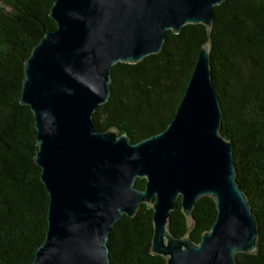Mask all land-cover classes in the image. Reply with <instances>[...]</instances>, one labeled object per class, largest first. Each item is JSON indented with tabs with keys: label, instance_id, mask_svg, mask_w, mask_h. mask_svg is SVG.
Segmentation results:
<instances>
[{
	"label": "water",
	"instance_id": "obj_1",
	"mask_svg": "<svg viewBox=\"0 0 264 264\" xmlns=\"http://www.w3.org/2000/svg\"><path fill=\"white\" fill-rule=\"evenodd\" d=\"M225 0H55L56 29L23 67L20 104L32 113L35 165L48 195L46 232L31 264H110L112 226L152 210L150 253L165 264H237L255 255L258 224L237 183L233 146L220 133L222 112L211 80L210 41L199 49L167 128L138 143L96 130L93 113L109 98L111 68L161 52L165 34L186 25L209 31ZM145 180L144 189L134 187ZM208 197L216 217L194 243L168 228L177 200L187 229Z\"/></svg>",
	"mask_w": 264,
	"mask_h": 264
},
{
	"label": "trees",
	"instance_id": "obj_2",
	"mask_svg": "<svg viewBox=\"0 0 264 264\" xmlns=\"http://www.w3.org/2000/svg\"><path fill=\"white\" fill-rule=\"evenodd\" d=\"M55 0H0V264H31L46 232L48 195L34 163V120L20 104L24 63L34 46L56 29L49 17ZM214 21L167 31L161 52L137 64L111 68L108 101L93 113L97 131L115 129L138 143L172 121L200 47L210 41L211 80L222 112L221 135L232 143L235 179L246 195L259 231L255 255L237 254V264H264V0H225ZM145 180L134 187L143 190ZM215 204L200 198L186 227L177 208L169 231L194 243L210 230ZM152 210L142 204L110 229V264H165L150 253Z\"/></svg>",
	"mask_w": 264,
	"mask_h": 264
}]
</instances>
